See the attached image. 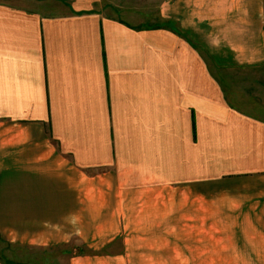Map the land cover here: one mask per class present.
<instances>
[{"label":"crops","instance_id":"obj_1","mask_svg":"<svg viewBox=\"0 0 264 264\" xmlns=\"http://www.w3.org/2000/svg\"><path fill=\"white\" fill-rule=\"evenodd\" d=\"M106 2L0 0V264H264V0Z\"/></svg>","mask_w":264,"mask_h":264},{"label":"rangeland","instance_id":"obj_2","mask_svg":"<svg viewBox=\"0 0 264 264\" xmlns=\"http://www.w3.org/2000/svg\"><path fill=\"white\" fill-rule=\"evenodd\" d=\"M107 7L110 6L112 9H121L125 15V17L128 16H134V17H144V20L147 22H151V18L155 16L156 12V0H107L106 2ZM127 14V15H126ZM213 188H218L216 185L213 186ZM139 206L138 203H133L132 208H140V207H135ZM198 206V215L196 217L197 225H202V226H216L219 227L222 225L223 219L221 217H214V218H204L203 217V210H204V204L202 203H197ZM188 219L185 220L187 222ZM183 224V222H182ZM200 230V229H199ZM227 234H206V233H198L197 234V241H196V248H197V257L198 261L204 262V257L205 255V250L206 248H209L211 246H214V252H213V258L214 261H221L226 259H223L226 257L227 251H222L220 250L222 246L225 245L227 242ZM224 241H221V238ZM250 237V236H249ZM226 239V242H225ZM224 243V244H222ZM194 245V244H193ZM194 251V249L192 250ZM195 252V251H194ZM223 257V258H219ZM207 257H209L207 255ZM232 257L236 258L235 254H232ZM219 258V259H218Z\"/></svg>","mask_w":264,"mask_h":264}]
</instances>
